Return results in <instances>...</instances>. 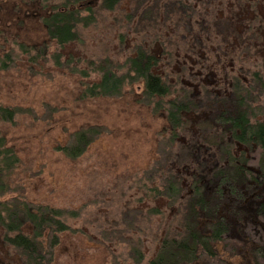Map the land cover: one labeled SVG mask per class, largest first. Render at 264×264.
Here are the masks:
<instances>
[{
	"label": "trees",
	"instance_id": "obj_1",
	"mask_svg": "<svg viewBox=\"0 0 264 264\" xmlns=\"http://www.w3.org/2000/svg\"><path fill=\"white\" fill-rule=\"evenodd\" d=\"M3 3L21 9L20 30L22 6L33 4L43 34L32 46L0 24V79L19 63L38 73L37 62H51L82 79L79 100L129 95V107L165 125L140 122L155 150L123 174L129 200L118 221L86 236L84 207L32 201L16 186L22 161L5 127L30 109L0 99V264H56L70 233L104 249L110 264L119 248L128 264H264V0ZM105 27L112 54L82 57L77 47ZM107 128L78 127L54 145L55 161L76 172Z\"/></svg>",
	"mask_w": 264,
	"mask_h": 264
},
{
	"label": "rangeland",
	"instance_id": "obj_2",
	"mask_svg": "<svg viewBox=\"0 0 264 264\" xmlns=\"http://www.w3.org/2000/svg\"><path fill=\"white\" fill-rule=\"evenodd\" d=\"M13 5L3 3L0 7L1 29H5L7 37L19 32L33 46V39L38 40L37 36L43 34L41 22L33 17V4L21 5L27 19L23 30L16 24L21 9ZM99 31L96 28L85 45L77 47V51L83 48L82 57L112 54L111 50L117 47L109 27L102 34ZM35 65L38 73L19 63L14 71L0 79V99L14 107L30 109L29 115H20L5 127L7 141L15 145L22 161L15 184L32 201L52 199L70 207L78 205L81 210L84 207V223L78 225L85 230L84 235L92 230L96 236L102 227L110 228L118 221L122 207L119 203L129 200V185L123 174L134 164L143 163L152 149L155 150L154 131L140 122L154 124L155 121V129L165 125V118L161 114L150 116L142 108L129 107L128 102L133 101L129 95L116 100L81 101L79 76L69 69L60 72L63 69H54L51 62L41 60ZM93 124L107 125L109 132L90 148L76 172L71 169L72 165L55 161L53 148L57 142L78 127ZM116 254L119 264H128L126 249L119 248ZM109 259L110 255L91 244L88 238L80 241L70 233L58 248L56 264H110Z\"/></svg>",
	"mask_w": 264,
	"mask_h": 264
}]
</instances>
